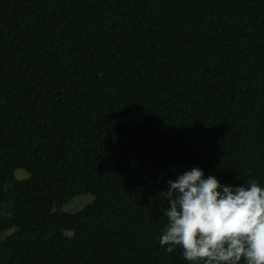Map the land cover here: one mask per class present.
<instances>
[{"label":"trees","instance_id":"obj_1","mask_svg":"<svg viewBox=\"0 0 264 264\" xmlns=\"http://www.w3.org/2000/svg\"><path fill=\"white\" fill-rule=\"evenodd\" d=\"M192 167L264 184V0H0V264H187Z\"/></svg>","mask_w":264,"mask_h":264},{"label":"clouds","instance_id":"obj_2","mask_svg":"<svg viewBox=\"0 0 264 264\" xmlns=\"http://www.w3.org/2000/svg\"><path fill=\"white\" fill-rule=\"evenodd\" d=\"M159 194L165 251L178 247L187 264H264V184L221 183L192 167Z\"/></svg>","mask_w":264,"mask_h":264},{"label":"rangeland","instance_id":"obj_3","mask_svg":"<svg viewBox=\"0 0 264 264\" xmlns=\"http://www.w3.org/2000/svg\"><path fill=\"white\" fill-rule=\"evenodd\" d=\"M16 177L18 179H24L30 176V173L24 169V168H19L16 170L15 172ZM94 195L88 193V194H82L79 195L77 197H75L73 200H71L68 204L64 205L63 209L65 210V212H69V213H75L80 211L82 208H84L86 205L90 204L91 202L94 201ZM3 213L7 214V212L3 209ZM71 232V231H69ZM67 231V233H69ZM10 233L6 232L2 235V237L4 236L7 237V235ZM72 233V232H71Z\"/></svg>","mask_w":264,"mask_h":264}]
</instances>
